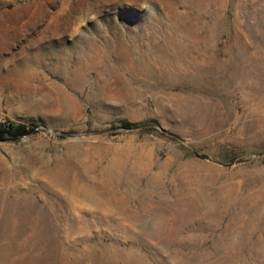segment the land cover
I'll list each match as a JSON object with an SVG mask.
<instances>
[{
  "label": "rangeland",
  "instance_id": "1",
  "mask_svg": "<svg viewBox=\"0 0 264 264\" xmlns=\"http://www.w3.org/2000/svg\"><path fill=\"white\" fill-rule=\"evenodd\" d=\"M6 120L0 264H264V0H0Z\"/></svg>",
  "mask_w": 264,
  "mask_h": 264
},
{
  "label": "trees",
  "instance_id": "2",
  "mask_svg": "<svg viewBox=\"0 0 264 264\" xmlns=\"http://www.w3.org/2000/svg\"><path fill=\"white\" fill-rule=\"evenodd\" d=\"M123 128H132L141 126V123H133L123 120L120 123ZM34 123L15 122L13 120L0 121V140L17 139L22 135L28 134L34 130Z\"/></svg>",
  "mask_w": 264,
  "mask_h": 264
}]
</instances>
